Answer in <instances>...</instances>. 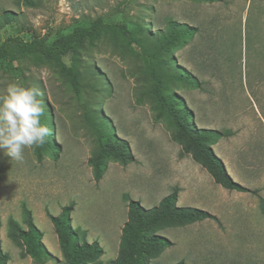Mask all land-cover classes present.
Here are the masks:
<instances>
[{"label": "rangeland", "instance_id": "1", "mask_svg": "<svg viewBox=\"0 0 264 264\" xmlns=\"http://www.w3.org/2000/svg\"><path fill=\"white\" fill-rule=\"evenodd\" d=\"M0 0V14L11 11L16 21L0 29V43L18 36L55 38L97 17L143 23L151 33L163 30L168 20L196 28L195 36L177 48V63L201 86L177 91L193 114L196 127L227 133L212 147L229 176L264 198V0ZM76 45L64 57L68 66L92 65L105 82L103 90L84 77L79 95L49 65H35L11 52L0 60V92L10 82L35 87L50 111L55 155L37 160L33 148L22 162L0 153V239L8 264H79L69 246L65 259L46 213L57 216L72 205L71 227L84 234L79 242H97L103 250L100 264L114 260L121 228L127 221L125 197L151 209L174 188L177 207H191L214 215L206 220L157 234L172 246L150 264H264V216L258 196L229 192L214 184L210 175L183 154L163 121L156 122L148 105L134 102L132 66L100 44L91 58L81 57ZM100 112L116 135L130 147L134 161L109 162L101 180L92 179L88 159L93 138L83 120L85 109ZM21 204L31 211L50 259L21 258L20 249L6 235L9 217L24 229ZM38 252H36L37 255Z\"/></svg>", "mask_w": 264, "mask_h": 264}, {"label": "trees", "instance_id": "2", "mask_svg": "<svg viewBox=\"0 0 264 264\" xmlns=\"http://www.w3.org/2000/svg\"><path fill=\"white\" fill-rule=\"evenodd\" d=\"M18 1H23L26 6H34L32 0ZM198 1L217 3L221 0ZM15 21L14 13L2 11L0 29ZM196 32L194 27L168 20L163 30L151 33L143 23L106 20L99 16L87 27L74 28L49 44L45 38L33 37L26 41L18 36L7 37L0 43V60L9 61L10 53L15 52L31 60L35 65L52 66L65 84L79 95L84 77L91 78L89 85L94 88L103 90L106 84L102 75L92 65L81 69L68 66L64 57L69 55L76 45H81L83 47L81 57L87 62L91 58L92 49L98 44L107 48L132 66L129 72L135 81L133 90L135 104L148 105L154 121H163L166 124L171 131L172 140L181 145L182 155H190L193 162L210 175L214 184L224 190L258 196L259 209L264 216V198L258 195V191H250L235 182L212 149L219 140L227 137V133L196 127L193 114L177 93L181 88L196 90L201 86L197 78L181 67L173 56V52L190 41ZM43 107L41 123L49 128L50 135L43 146L33 148L37 160L45 155H55L58 149L52 139V125L48 124L50 111L44 104ZM83 120L93 138V150L88 165L95 183L101 180L109 162L127 165L134 161L129 144L116 135L114 128L99 111L86 108ZM177 198L178 189L174 188L157 206L145 209L139 202L125 197L127 221L121 228L118 255L108 264H150L152 259L172 246L167 238L157 234L158 231L206 220L218 223L217 217L207 211L177 207ZM72 210L73 206L69 205L62 207L57 216L46 213L63 257L65 259L68 257L71 245L74 253L79 256V264H100L102 248L97 242L91 244L79 242V238L84 234L72 229L70 217ZM21 211L25 228L9 217L6 223L7 238L20 249L21 258L29 257L36 261L38 256L50 259L51 255L42 242V233L34 225L31 211L25 204H21ZM8 261V255L1 249L0 239V264H8Z\"/></svg>", "mask_w": 264, "mask_h": 264}, {"label": "clouds", "instance_id": "3", "mask_svg": "<svg viewBox=\"0 0 264 264\" xmlns=\"http://www.w3.org/2000/svg\"><path fill=\"white\" fill-rule=\"evenodd\" d=\"M43 93L35 88L10 82L0 92V153L22 162L26 149L41 147L50 135L41 123Z\"/></svg>", "mask_w": 264, "mask_h": 264}]
</instances>
